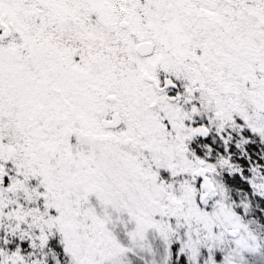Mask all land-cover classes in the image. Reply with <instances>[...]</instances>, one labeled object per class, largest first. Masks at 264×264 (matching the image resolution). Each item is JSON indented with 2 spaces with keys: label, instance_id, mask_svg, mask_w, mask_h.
Returning a JSON list of instances; mask_svg holds the SVG:
<instances>
[{
  "label": "snow or ice",
  "instance_id": "obj_1",
  "mask_svg": "<svg viewBox=\"0 0 264 264\" xmlns=\"http://www.w3.org/2000/svg\"><path fill=\"white\" fill-rule=\"evenodd\" d=\"M0 264H264V0H0Z\"/></svg>",
  "mask_w": 264,
  "mask_h": 264
}]
</instances>
